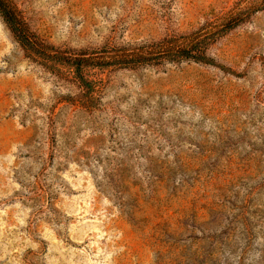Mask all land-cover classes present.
Wrapping results in <instances>:
<instances>
[{
    "label": "rangeland",
    "instance_id": "374dc122",
    "mask_svg": "<svg viewBox=\"0 0 264 264\" xmlns=\"http://www.w3.org/2000/svg\"><path fill=\"white\" fill-rule=\"evenodd\" d=\"M250 1V0H248ZM213 63H42L0 16V264H264V0ZM70 52L206 31L246 0H11Z\"/></svg>",
    "mask_w": 264,
    "mask_h": 264
},
{
    "label": "trees",
    "instance_id": "16d2710c",
    "mask_svg": "<svg viewBox=\"0 0 264 264\" xmlns=\"http://www.w3.org/2000/svg\"><path fill=\"white\" fill-rule=\"evenodd\" d=\"M247 5L228 12L217 24L206 31L186 35H170L157 41L128 44L113 50L70 52L61 50L42 40L32 32L17 7L11 0H0V16L15 40L31 56L42 63L62 65L69 69L74 78L86 91L93 86L85 77L91 69L125 68L143 64L157 65L164 61L193 60L212 64L207 55L208 46L217 38L245 21L252 12L259 10L257 1L246 0Z\"/></svg>",
    "mask_w": 264,
    "mask_h": 264
}]
</instances>
